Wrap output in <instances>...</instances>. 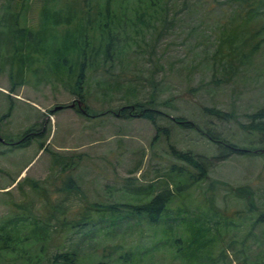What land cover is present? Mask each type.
Instances as JSON below:
<instances>
[{
  "label": "rangeland",
  "instance_id": "obj_1",
  "mask_svg": "<svg viewBox=\"0 0 264 264\" xmlns=\"http://www.w3.org/2000/svg\"><path fill=\"white\" fill-rule=\"evenodd\" d=\"M148 1L109 0L106 60L96 24L105 0H0V264H52L62 253L77 264H264V133L247 128L264 106V0ZM46 10L69 23L49 27ZM28 31L43 48L79 37L98 57L68 74L71 49L47 57L27 47ZM133 105L161 112V131L118 115ZM206 132L248 152L219 159ZM170 149L204 163V180L186 183L199 172ZM168 179L183 188L170 184L157 224L123 212L152 192L134 190ZM109 206L114 214L101 213ZM200 222L210 236L196 249L187 241Z\"/></svg>",
  "mask_w": 264,
  "mask_h": 264
},
{
  "label": "trees",
  "instance_id": "obj_2",
  "mask_svg": "<svg viewBox=\"0 0 264 264\" xmlns=\"http://www.w3.org/2000/svg\"><path fill=\"white\" fill-rule=\"evenodd\" d=\"M158 0H149L148 4L149 7L152 8L154 6V4L157 2ZM108 2L109 0H105V4L104 6L101 8V12L98 13L99 17L105 21V23L103 25H99V21L96 22L97 26L99 29H103L102 32H100L101 36H104V40L105 42L103 43L102 41H100V43L98 44V48L100 46H103V53L102 55L104 56V58L107 60L110 55H109V51L111 50V47L114 45V41L110 36V25L111 23L115 20L114 19V14H112L109 10V6H108ZM165 2V1H164ZM166 3V2H165ZM148 6V5H147ZM47 11V12H46ZM42 11L41 16L44 18V20H48L51 24H48V26H58L61 24H68L69 21H66L65 19H60V16L58 13L54 12V11ZM8 15V14H6ZM11 19L15 18V15H8ZM87 18V23L89 24L91 21V14H87L86 15ZM83 21V19H82ZM70 23L72 24V21L70 20ZM6 24V23H5ZM8 24H12V23H8ZM73 26H79L77 23H75ZM5 27V26H4ZM7 28L4 29L9 33H13L15 32L16 35L21 38L23 37L22 35V31L19 30H14L12 29V26H6ZM9 28V29H8ZM40 33H47L49 32V28H40ZM14 30V31H13ZM35 34V33H34ZM31 31H28L25 36H27L26 40H27V47L28 48H32L33 50H37V49H41L44 53L48 52L47 54H45V56H51L54 57L56 59L60 58L62 60L63 55H67L70 54V50L72 51V55L73 58L71 60H67L64 61L65 64L68 65V74H73L74 75V69H72V67L74 65H76L77 70L79 69L80 65L84 62H82V59L84 60V58L91 60L92 62L95 61V59L98 57V53L97 50H92L91 52H89L88 54L85 53L83 54V49L80 46V38L79 37H72L70 34H66L65 33V39L63 40V42L61 43L60 46L54 47L49 45L47 48H43L44 45V37H42L41 35L35 34L34 35ZM36 36L38 37V39L36 38ZM52 39H54V35H50ZM40 37V38H39ZM250 38H253L252 36H250L248 39L245 40H241L240 44L243 46L242 48H247V43L248 40H250ZM22 39V38H21ZM71 40L70 43H66L67 41ZM252 40V39H251ZM43 42V44H42ZM103 43V45H102ZM25 45V46H26ZM86 50V49H85ZM92 62H87L86 66L87 68H91L92 66ZM57 64V61L55 62ZM76 63V64H75ZM82 66V65H81ZM59 67H61V64L59 62ZM79 80L81 79V77L83 78V74L80 71L79 73ZM81 81V80H80ZM133 108V109H132ZM132 109V111L130 110ZM210 113H214L218 118H224L228 115H224L221 114V112L219 111H213V109L209 110ZM130 113L136 114L139 118L144 119L146 121H148L151 125H153L155 127V131H161V129H159L156 126V120L159 117H164V115L155 110L154 108H145V107H139L136 105H133L131 107H124L121 110H119L118 115L120 114L121 118H128L130 115ZM249 119L251 120V123L247 126L248 129H252L255 132H261L264 133V106L262 108H260L258 111H256L253 115L249 116ZM177 123V125L183 129H191L193 126L190 124V121L185 120L184 118H175L174 119ZM29 136V135H28ZM28 136H24L22 138V140L17 144L18 146H22L25 147L28 145L29 140L31 139V137ZM205 138H207L209 141H211L214 145H217L219 147H221L220 151V157L219 159H223L229 155H244L245 152L247 153L248 151L246 150H240L237 149L233 146H226L223 144V142L216 140L213 137V134L206 132L205 133ZM218 142H221V144H219ZM43 148H41L40 150H42ZM170 153L172 154V156L174 158H176V160L181 161L183 163H185L186 165H188L189 167H191L192 169L196 170L199 172L197 179H194V177L189 173L186 172L187 178L186 179V183L190 182L192 180L193 183H196L197 181H201L204 179H200V176H204V173L202 171V169L200 168V166L204 167V163H201V161L194 159L189 153H181V152H176L173 149H170ZM173 170V168H171ZM185 183V184H186ZM170 184L173 186V191L175 190V192H181L183 186H180L176 181H172L171 179H168V181H163V180H158L156 183H154L153 185H147L145 186V188L142 189H137L134 190L135 194H140V193H144L145 191H152L150 193V198L149 199H143V202H140L139 204H129V205H123V212L134 216L136 218H140L143 221H145V223L151 224V225H155L157 224V222L159 221V218L161 216V214L163 213V211L165 210L166 206L170 203L171 199H172V195H173V191L170 187ZM66 190H69L68 188ZM116 211H118L116 209ZM101 213H105V214H114V209L113 207L109 206L106 208V210H102ZM256 222L259 223H264V213L260 214L257 218H256ZM76 227L80 226V224L76 223ZM209 227H207L203 222H200L199 224H194V227L192 226V229L190 231V235H189V241H187L188 245L195 247L196 249L201 248L205 243L207 237H209ZM179 242V241H176ZM55 262H59V264H77L75 262V257L72 253H62V254H58L53 256L52 258V264H55Z\"/></svg>",
  "mask_w": 264,
  "mask_h": 264
}]
</instances>
